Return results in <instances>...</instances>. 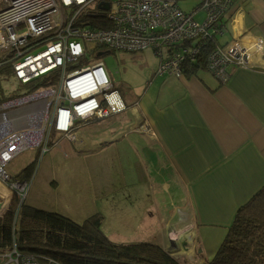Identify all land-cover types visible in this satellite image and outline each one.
Wrapping results in <instances>:
<instances>
[{"label":"crops","instance_id":"obj_1","mask_svg":"<svg viewBox=\"0 0 264 264\" xmlns=\"http://www.w3.org/2000/svg\"><path fill=\"white\" fill-rule=\"evenodd\" d=\"M224 23L219 36L230 34L233 42L245 34L263 44L253 66H230L227 80L207 69L192 75L157 69L142 93L132 92L130 99L122 93L123 112L80 121V132L88 135L95 123L112 130L102 148L99 139L92 146L80 135L74 142L59 138L60 147L73 144V162H62L66 178L46 176L53 196L47 208L32 206L78 222L102 213L111 240L155 241L166 251L177 241L172 256L179 259L189 256L193 238L205 261L206 228L228 232L238 207L264 185V0H232ZM119 133L121 141H115ZM55 148L38 156V166L57 164L59 155L46 156ZM0 264H7L5 255Z\"/></svg>","mask_w":264,"mask_h":264},{"label":"built area","instance_id":"obj_2","mask_svg":"<svg viewBox=\"0 0 264 264\" xmlns=\"http://www.w3.org/2000/svg\"><path fill=\"white\" fill-rule=\"evenodd\" d=\"M231 3L201 0L188 13L178 0H0V72L11 70L25 85L12 95L0 88V182L24 201L30 182L7 170L16 157L29 150L45 154L59 138L74 142L80 121L126 109L100 54L150 49L160 57L159 73L180 75L223 33ZM202 9L207 18L200 24ZM259 46L245 34L218 45L207 70L227 80L230 66H253ZM4 255L7 264H59L16 246Z\"/></svg>","mask_w":264,"mask_h":264},{"label":"trees","instance_id":"obj_3","mask_svg":"<svg viewBox=\"0 0 264 264\" xmlns=\"http://www.w3.org/2000/svg\"><path fill=\"white\" fill-rule=\"evenodd\" d=\"M218 45L222 44L217 37L209 40L201 59L187 62L182 73L206 70L209 55ZM125 87L123 83L116 89L127 95L131 89ZM37 163L38 158L23 171ZM103 223L102 213L78 222L24 203L18 218L10 209L0 219V255L16 246L24 255L49 257L59 264H191L172 256L155 241L115 242L104 233ZM203 264H264V185L238 207L216 255Z\"/></svg>","mask_w":264,"mask_h":264},{"label":"rangeland","instance_id":"obj_4","mask_svg":"<svg viewBox=\"0 0 264 264\" xmlns=\"http://www.w3.org/2000/svg\"><path fill=\"white\" fill-rule=\"evenodd\" d=\"M200 3L201 0H178L179 7L182 8L183 11L188 13L192 12ZM206 18H207V12L204 9L199 10L197 12L196 21L198 23L203 24ZM218 39L221 41V43H225L226 40H228V42H231L230 34H226L224 36L221 35L219 36ZM96 57L97 56H95L94 59H96ZM97 58L104 62L107 73L109 77L113 80L114 84L116 85V88H119L121 84L125 83L126 84L125 88L131 89L130 92H125L126 90L122 88L124 89V92L127 94L124 95L127 96L128 99H130V96L132 97V92L133 93L135 92L137 94L143 92L144 87L146 86L147 82L150 80V76L157 71L160 61V57L156 55L153 50L150 49L141 52H132V53L125 51H107L104 52L103 55ZM87 59L92 60L91 57ZM86 61L87 60H85L84 62ZM10 71H8V69H2L0 72V88L4 89L5 95H12L14 93H19L25 90V85H23L19 80H17L13 72ZM1 92L2 91H0V93ZM89 131L90 134L88 135V131L86 132L85 129H83L80 132L79 129L78 135L82 136L83 140L87 141V143L88 142L90 143V141L93 140L91 143L92 146L95 145L94 139H96V141L97 139H99L98 143H100L99 144L100 148L103 147V145H101L103 144V142L111 141V137L109 134H106V131H112V130L104 129L101 126V124L98 123L93 124V126H90ZM90 135H92L94 138H91ZM100 135H102V137ZM121 136H122L121 133L115 135L114 140L121 141ZM133 136L136 135H131V138H133ZM88 137H90L89 140ZM136 137H140V136L138 135ZM58 146L57 148L54 147L55 149H53L51 152L47 153L46 155L48 157L47 160H50L49 156L59 155L57 164L55 165L53 164L51 165L49 163L45 164L44 162L43 165H41L42 163L39 164V166H41L39 167L38 156H40V154H38L37 153L38 151L36 152V150H29L23 152L9 164V166L7 167L8 172L11 175L23 177L22 178L23 180H27L28 182H30V187H31L32 177L35 174L36 170H38L37 166L39 167V170L37 171V177L35 179L32 191L30 192V189L28 190L27 196L25 197V200L22 202L16 193L11 191L9 188H7L5 185H3L0 182V216L1 217L2 216L4 217V215L10 209H14V211H16V216L18 218V212L22 204L26 203V200H27V204L44 206V205H48L47 203L50 199H53L52 191H51L52 188L45 183L46 176H48L49 173L53 174L54 172V174H59L60 176H62V179L66 178L63 172V170L65 169L64 166H66L64 163L65 162L72 163L73 162L72 158L74 154H76L73 144L68 141L64 142L61 145V147ZM37 158H38L37 166L33 165L31 169L23 171L25 167H27L32 161L36 160ZM88 158L89 157H83L82 161L84 163H87ZM29 192L30 195H28ZM44 207L47 208V206ZM107 207L110 208L109 204H107ZM113 224H114L113 222L110 223V225ZM226 234L227 232L220 230L218 226H211V228L208 226L206 228V230L203 232V238H202V242L206 246V252H207L206 260L212 259L216 255ZM107 235L112 237L111 235L113 234L111 232H108ZM172 242H173V246H172L173 249L179 248L177 241H172ZM189 244H190L191 253L188 254L189 256L187 257L180 256L181 261L183 262V260L187 258L191 262V264H203L204 258H202L200 247L195 241V239L192 238Z\"/></svg>","mask_w":264,"mask_h":264},{"label":"water","instance_id":"obj_5","mask_svg":"<svg viewBox=\"0 0 264 264\" xmlns=\"http://www.w3.org/2000/svg\"><path fill=\"white\" fill-rule=\"evenodd\" d=\"M104 8H106V9H107V8H108V5H105V6H104ZM101 55H103V53H102V54H100V56H101ZM7 210H8V209H7ZM6 212H7V211H6ZM6 212H5V213H6ZM5 213H4V214H5ZM2 217H3V216H2ZM2 217L0 216V219H1ZM167 252H168L169 254H171V255H172V254H174V253L176 252V250H174V249H171V250H167Z\"/></svg>","mask_w":264,"mask_h":264},{"label":"bare ground","instance_id":"obj_6","mask_svg":"<svg viewBox=\"0 0 264 264\" xmlns=\"http://www.w3.org/2000/svg\"><path fill=\"white\" fill-rule=\"evenodd\" d=\"M121 93V92H120ZM121 95H122V93H121Z\"/></svg>","mask_w":264,"mask_h":264}]
</instances>
